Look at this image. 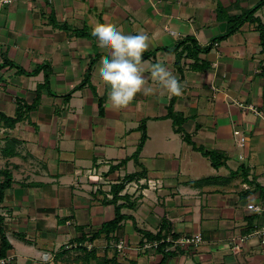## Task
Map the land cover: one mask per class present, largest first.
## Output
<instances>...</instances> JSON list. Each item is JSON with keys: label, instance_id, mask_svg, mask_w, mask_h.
I'll use <instances>...</instances> for the list:
<instances>
[{"label": "crops", "instance_id": "1", "mask_svg": "<svg viewBox=\"0 0 264 264\" xmlns=\"http://www.w3.org/2000/svg\"><path fill=\"white\" fill-rule=\"evenodd\" d=\"M258 1L12 0L0 6V112L22 113L12 124L0 119V171L12 178L0 202L9 264H104L111 256L120 263L264 264V245L248 236L264 216L247 208L264 203L259 28L244 22L197 60L184 53L179 65L175 52L164 50L187 37L208 45L226 31L228 17ZM254 16L264 26V5ZM97 22L150 37L144 61L162 62L178 78L182 95L173 110L184 117L191 142L220 154L221 166L173 130L172 96L150 78L154 94L138 93L123 109L107 104L98 66L108 50L91 35ZM41 65L48 70L28 74ZM143 120L146 140L135 156ZM131 174L113 200V185ZM117 205L126 218L90 241ZM162 221L177 237L200 233L203 242L178 247L162 263L153 249L140 255L136 229L156 233Z\"/></svg>", "mask_w": 264, "mask_h": 264}, {"label": "trees", "instance_id": "2", "mask_svg": "<svg viewBox=\"0 0 264 264\" xmlns=\"http://www.w3.org/2000/svg\"><path fill=\"white\" fill-rule=\"evenodd\" d=\"M262 5H264V0H259L254 6L250 7L249 9H246L241 14L235 15L232 17H228L227 18V29H226V31L221 35H217V36L213 37L211 42L208 45L199 46L197 44V42L195 41V39H193L192 37H187L184 40L175 44V46H173L172 48H169V49L164 48V50H167L168 52H175V54H176L175 64H177V65H179L181 57L183 56L184 53H185V56H189V57L193 58L194 60H197L198 54L200 52H208L211 48V44H213L216 41H220V40L227 38L230 34H232L234 31H236L244 22L250 21V22H255L259 28L260 41H261V45H262V50L264 51V26L257 19V17L254 16V13L256 12V10L258 8H260ZM147 56H148V54H146V53L143 54V59L146 58ZM201 64H203V62H201ZM194 66H198V64L196 65V61H195ZM203 66H204V64H203ZM40 68L45 69V71L48 70V66L41 65V67H37V69H35L32 72H29L28 74L32 75L33 73L40 70ZM18 71L24 72V70H22L20 68H18ZM44 85H47V73H45ZM175 100H176V96H172L170 99L169 105H168V114H167V117L172 119L173 130L175 132H180L181 134H183V139L187 143L192 144L193 149L201 152V154L203 156L208 157L210 159L211 165L213 167L217 168V167L221 166L223 164V161L221 162V160H220V157H221L220 154H218L214 150H207V149H204L203 147L195 146L191 142L189 135L184 132L183 127H182L184 117L181 114H179L178 112H175L173 110V104H174ZM32 107H33L32 105L25 106L24 110L30 109ZM21 117H22V113L18 110H17L15 117H7L3 113L0 112V119L5 120L11 124L14 123L15 121L21 119ZM139 129L141 130V137H140V141L137 145V148L134 152L135 156L139 153V151L141 150V148L143 146V143L146 140L145 120H143L141 122V124L139 125ZM0 174H2V176H3V180L0 182V202H1L3 199V196H4L5 189L10 186L12 178H11V175L5 170L0 171ZM134 177H135V174L126 175L122 179V181H120V183L113 185V189H115L114 195H113V200L116 201L117 193L123 188L124 182L127 180H132ZM120 208H121L120 205H117L115 207V217L111 221L105 223L98 232L93 233L89 237L90 241H93L94 239H96L100 235L101 232H104L105 234L112 232L118 226L119 222L122 219L126 218L124 215H122L120 213ZM136 230L141 235V240L139 241L138 247H137L140 255L145 254L147 252V250H149L147 248H143L145 241L163 240L161 243L158 244V246L155 249H153V250H155L156 253H160L162 255L161 263L163 262V260L165 259L166 256H171L172 254L176 253L177 250L179 251L178 247H175V249L165 250V247L172 245V242L166 241V238L170 237L172 240L177 238L176 234L174 232H172L171 227L167 224L166 221H162L159 224V228H158V231L156 233H152V232L144 231V230H139V229H136ZM83 240H85V239H83ZM0 243H1L0 256H4V255H6L5 252L10 247V245L7 242V240L4 236V233H3V217L1 215H0ZM115 250L117 252L121 251V249L118 250L116 247H115ZM180 251H182V249ZM112 259H115V257L111 256L109 259H104V261H105L104 264L109 262V261L111 262ZM111 264H149V263H138L136 260L125 259V262H122V263L111 262Z\"/></svg>", "mask_w": 264, "mask_h": 264}, {"label": "clouds", "instance_id": "3", "mask_svg": "<svg viewBox=\"0 0 264 264\" xmlns=\"http://www.w3.org/2000/svg\"><path fill=\"white\" fill-rule=\"evenodd\" d=\"M91 35L98 46L107 49L98 66L100 80L108 86L107 104L112 109L126 108L138 93L152 95L156 89L147 86L150 78L170 96L182 95L178 78L162 62L147 63L143 53L151 46L150 37L144 33L126 35L116 25L97 22ZM147 63V68L145 64ZM145 71L149 77H145Z\"/></svg>", "mask_w": 264, "mask_h": 264}, {"label": "built area", "instance_id": "4", "mask_svg": "<svg viewBox=\"0 0 264 264\" xmlns=\"http://www.w3.org/2000/svg\"><path fill=\"white\" fill-rule=\"evenodd\" d=\"M12 0H0V6L4 3H9ZM217 42H214L213 45H217ZM249 109L254 111L256 114H261V112L252 105L247 106ZM246 107V108H247ZM264 119V116H263ZM247 208L251 210L253 213L257 215H263L264 216V203H248ZM255 235L259 239V243L264 245V223L259 226H254L252 228L251 232L248 234V236ZM163 240L160 241H145L143 248L147 249H155L159 243H161ZM166 241L172 242L171 246L165 247V250H170V249H175V247L179 248H191V247H196L200 245L203 242V237L200 233H194L189 236H181L177 237L176 239L172 240L170 237L166 238ZM124 242L123 240H119L114 246L120 250L123 248ZM232 247H239L238 245H234V243H231ZM11 262V256L9 255H4L0 256V264H9Z\"/></svg>", "mask_w": 264, "mask_h": 264}, {"label": "rangeland", "instance_id": "5", "mask_svg": "<svg viewBox=\"0 0 264 264\" xmlns=\"http://www.w3.org/2000/svg\"><path fill=\"white\" fill-rule=\"evenodd\" d=\"M258 239V238H257ZM258 241H259V239H258ZM132 246L133 247H135L136 248V246H137V244L136 243H132ZM199 246V245H198ZM197 247V246H196ZM121 251H123V250H121ZM149 251H150V249H149ZM135 257V256H134ZM147 259H148V257H147ZM141 263H142V261L143 260H139ZM204 264H205V262H203Z\"/></svg>", "mask_w": 264, "mask_h": 264}]
</instances>
